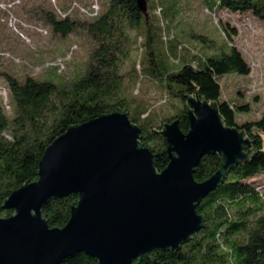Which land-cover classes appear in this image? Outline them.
I'll return each instance as SVG.
<instances>
[{
    "label": "trees",
    "instance_id": "obj_1",
    "mask_svg": "<svg viewBox=\"0 0 264 264\" xmlns=\"http://www.w3.org/2000/svg\"><path fill=\"white\" fill-rule=\"evenodd\" d=\"M13 1L0 0V3ZM181 1L188 0H146L150 13L147 18L138 8L137 0H102L97 10L92 8L84 13L62 5L52 8L50 4L36 5L23 0L21 12L27 22L61 38L75 32L83 34L90 40L91 48L82 72L69 80L58 76L35 78L29 74L19 77L12 70H0L3 84L0 87L6 94L3 97L0 93V218L12 214L11 209L2 207L10 193L23 183L37 179L38 162L46 146L69 125L80 124L102 113L126 112L140 129V142L157 155L155 168L160 171L168 159L163 137L157 130L163 123L177 119L179 129L186 132L184 95H197L217 103L226 126L244 131L252 153L247 161L229 168L221 183L196 204L195 211L204 220L195 236L177 250L150 252L141 257L139 264H151L152 259L168 264H264V178L256 179L264 173V116L237 121L236 115L248 114L249 106L223 100L219 82V77L225 74L247 75L250 67L232 44L236 31L220 22L227 50L207 55L196 51L178 69H167L164 62L171 56L175 60L176 52L170 49L164 59L157 58L150 45L151 21L157 10L158 20L165 21L166 17L167 23ZM201 3L213 14L223 10L249 13L264 23V0H201ZM131 33L146 37L149 58L145 71L148 70L149 77L158 80L176 100L173 113L164 116L162 121L156 122L146 108L134 106L123 94L121 66L132 43ZM190 35L204 39L198 34ZM219 165V156L203 155L193 179L205 180ZM76 199L75 194H69L52 199L43 207L42 216L50 228L65 225ZM60 264H97V261L77 253Z\"/></svg>",
    "mask_w": 264,
    "mask_h": 264
},
{
    "label": "water",
    "instance_id": "obj_2",
    "mask_svg": "<svg viewBox=\"0 0 264 264\" xmlns=\"http://www.w3.org/2000/svg\"><path fill=\"white\" fill-rule=\"evenodd\" d=\"M137 4L145 13L146 0ZM184 99L187 131L177 119L157 130L168 159L160 171L126 112L102 113L55 137L38 162L37 179L2 204L12 214L0 218V264H60L77 253L97 264H139L142 256L177 250L195 236L204 220L196 204L252 150L243 130L223 123L215 101ZM207 154L219 156V168L197 182L194 170ZM69 194L77 198L69 219L50 228L43 207Z\"/></svg>",
    "mask_w": 264,
    "mask_h": 264
},
{
    "label": "rangeland",
    "instance_id": "obj_3",
    "mask_svg": "<svg viewBox=\"0 0 264 264\" xmlns=\"http://www.w3.org/2000/svg\"><path fill=\"white\" fill-rule=\"evenodd\" d=\"M26 1L35 2L36 5L50 4L52 8L62 5L84 13L92 8L97 10L102 0ZM22 2L0 3V70H12L19 77L24 74L35 78L58 76L61 80H69L81 73L89 57L90 40L78 32L65 38L53 36L47 29L32 25L21 12ZM175 7L177 11L167 23L166 17L163 16L165 21H159L158 11L153 12L150 45L157 58L164 59L170 49L175 51L176 59L173 60L171 56L164 62L167 69L173 70L178 69L196 51L203 55L219 54L221 50H227V40L219 29L220 22L232 26L236 31L232 44L248 62L250 72L247 75L230 73L219 77L221 98L248 104L250 112L236 115L237 121L264 116V23L249 13L224 10L210 13L201 0L181 1ZM61 14L64 12L61 11ZM145 14L149 18L148 9ZM191 33L201 35L205 40L193 37ZM131 36L132 43L128 45L127 57L121 66L123 94L134 106L146 108L147 113L158 122L164 116L171 115L177 103L160 82L149 77L148 70L145 71L149 58L146 37H140L137 33H131ZM211 43L213 49L209 47ZM172 45L174 47L170 48ZM0 85H3L1 75ZM261 178H264V173L256 177L258 180Z\"/></svg>",
    "mask_w": 264,
    "mask_h": 264
},
{
    "label": "built area",
    "instance_id": "obj_4",
    "mask_svg": "<svg viewBox=\"0 0 264 264\" xmlns=\"http://www.w3.org/2000/svg\"><path fill=\"white\" fill-rule=\"evenodd\" d=\"M0 93H1V95H2L3 97L6 95L4 89H2L1 87H0ZM5 101H6V100H5ZM5 104H6V102H5ZM6 107L8 108V105H7Z\"/></svg>",
    "mask_w": 264,
    "mask_h": 264
}]
</instances>
